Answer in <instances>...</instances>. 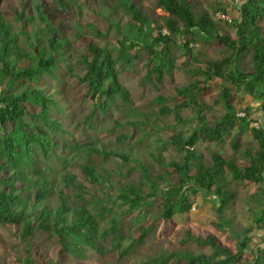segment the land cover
<instances>
[{"label": "trees", "instance_id": "16d2710c", "mask_svg": "<svg viewBox=\"0 0 264 264\" xmlns=\"http://www.w3.org/2000/svg\"><path fill=\"white\" fill-rule=\"evenodd\" d=\"M113 1L118 9H123L130 16L124 26L119 21L110 23L121 38H118L116 44L105 45L87 39L84 52L78 55V81L87 87L85 97L94 104L86 122L91 124L98 109L107 112L116 101L126 107L122 110L126 116L139 115L143 127L151 126V117H157V114H174L177 122L182 123L180 111L193 108L197 119L196 128L189 135L179 132L168 140L181 153V161L165 162L160 153L153 155L164 168L171 169L172 172L168 175L176 176V182L168 180V175L153 176L151 168L140 162L144 180L122 182L101 174L98 171V159L101 157L105 161L121 158L125 164L130 163L128 153L104 150L101 144H65L66 150L82 151L80 158L84 162L80 164V174L84 176L85 182L69 171V167L76 165L73 162L76 155H57L56 165H40L41 156L49 160L54 155L53 150L59 147L52 134H60L63 129L60 122L48 117L51 98L44 90L23 86V81L33 82L43 75L55 78L59 59L63 62L70 61L62 56L70 51V37H63L61 30L54 24V18L49 15L51 7L47 11L44 3L33 0V10L38 14L43 31V38H37L34 44L29 40L28 21L23 20V13L17 14L21 29L16 32L0 9V131L7 125L11 126L7 133H0V224L20 226L22 240L28 246L34 242L37 230L54 234L59 240L61 254L86 259L90 250L104 254L105 249L100 241L108 232L115 234L114 243L121 246L123 236L119 218H111L110 229L102 226L105 213L113 210L109 190L118 191L116 199L122 205H128L122 211L123 215L148 200L161 197L158 216L167 221L175 214L190 212L194 205L191 195L203 192L215 199L219 227L230 231L234 236L238 235V250L236 253L232 252L212 234L206 238L190 237L199 246L210 247L212 252H188L184 255L186 264H264V238L251 250V259L247 258L246 252L252 242L250 233L253 229L264 231V205L253 211L254 228L249 227L240 233L226 214L237 199L236 191L227 187L228 175L232 177L230 181L238 184H258L254 195L260 200L264 198V122L256 118V113H259L264 119V27L261 25L264 21V0H243L240 7L232 9L238 16L234 20L232 18L231 22L224 21V25L234 29L235 38L225 26L218 23L222 22L221 19L213 17L207 9L199 7L194 1L156 0V9L167 13H155L157 19L150 16L142 0ZM58 3L64 19L73 21L77 40H82L84 28H90L99 37L111 29L109 26L103 31L92 24L82 26L87 15L85 8H88L85 1L58 0ZM227 7L230 5L219 6V9L227 14ZM67 11L72 12L74 17L69 16L72 15L70 13L66 14ZM155 24L158 26L152 28ZM22 39L26 44L23 45ZM199 41L209 44L218 41L231 52L217 60L202 59L194 54L192 48ZM177 49L182 52V65L186 71L203 79L196 78L176 89V94L184 98L181 104L173 107L164 105L152 114H140V110L133 107L130 91L120 80L117 68L119 62H122L125 69H133L134 63L140 58L139 52L147 53L146 64L149 70L144 75L142 84L150 83L157 87L176 68ZM45 50L51 53L49 57H46ZM133 50L136 51L135 54H131ZM249 50L253 51L252 66L247 70L242 67L240 60ZM191 59L199 66L205 62L206 66H198L193 70L189 68ZM69 69L70 66L67 67ZM219 80L223 82L219 97L226 112L220 119L210 122V107L202 101L200 93L207 90L210 83ZM239 92L252 98L251 103L242 109H237L232 102ZM160 98L166 99L163 96ZM29 107L40 110L37 113L28 112ZM239 111H243L246 116L239 117ZM254 122H258L259 126L254 127ZM116 123L120 125V122ZM129 123L136 126L139 120L132 119ZM234 130V149L242 146L237 136L248 131H251L258 142L255 150L248 147L242 153V156L249 158L250 164L241 167L234 160L226 159L220 152L213 153L212 163L206 164L202 154L198 152L197 144L202 141L224 144ZM116 140L123 141L122 143L126 141L124 134H120ZM144 181L149 184L148 193L141 189ZM159 181L164 182V189L160 188ZM85 183L91 185L90 191H87ZM76 201L80 202L77 204ZM148 233V229L143 228L140 237L133 239L121 251L120 256L124 257L136 244L142 243ZM176 257L175 252L165 251L149 258L146 263L169 264ZM178 257L180 258L179 255ZM28 262H32L30 258Z\"/></svg>", "mask_w": 264, "mask_h": 264}, {"label": "rangeland", "instance_id": "374dc122", "mask_svg": "<svg viewBox=\"0 0 264 264\" xmlns=\"http://www.w3.org/2000/svg\"><path fill=\"white\" fill-rule=\"evenodd\" d=\"M45 4L47 11L51 7L50 14L54 18V24L61 30L62 36L68 35L70 37V51L64 55L70 61L63 62L59 59L57 64L56 77L51 78L43 75L36 81H23V86L35 87L44 90V92L51 98L52 103L49 105L50 110L48 117L61 124L63 131L60 134L53 133L55 141L59 143V147L54 149V155L49 160L41 156L42 167L56 165L57 155L75 156L73 162L75 166L69 167V171L74 173L78 178L85 182L84 176L80 174V164L84 162L80 158L82 151L77 149L66 150V142L72 145L75 143H89L101 144L104 150L128 153L130 155V163L125 164L121 158L105 161L101 157L98 159L99 172L103 175L111 176L113 180L126 181H140L144 180L141 175V168L139 162L151 168L152 175L161 174L166 176L171 173V169L164 168L153 155H161L165 162L181 161L182 155L178 152L168 140L171 136L179 132L189 135L197 126V119L193 108L182 109L180 115L183 122H177L174 114L166 116L156 115L151 117V126L143 127L139 115L136 117L126 116L122 110L126 107L119 101L112 104V107L107 112L98 109L92 119L90 125L86 122V118L92 112L94 104L85 97L87 87L79 83L78 70L80 63L78 55L85 50V44L88 40H95L102 45L106 43L116 44L118 38H121L118 33L110 26V23L119 21L124 26L130 19L123 9L117 8L113 0H81L88 4L85 8L87 15L82 22V26L92 24L101 30L105 31L110 26V30L103 36H96L93 31L88 28L83 30L82 40L75 38L73 21L64 19L60 13L58 0H36ZM156 0H142L143 6L149 11L150 16L157 19V15H166L161 9H156ZM197 2L199 7L207 9L211 15L222 9L219 6L225 7L228 0H192ZM229 5V4H228ZM0 9L7 17V20L12 24L13 29L18 32L21 29L17 14L23 13V20L28 21L27 33L30 35V41L34 44L37 38H43L42 23L38 19V14L33 10V0H0ZM96 10V12L94 11ZM223 11V10H222ZM227 14L233 20L238 16L236 11L226 8ZM67 11L66 14H69ZM69 15L74 17L71 12ZM103 15H106L104 17ZM34 20V21H33ZM75 22V20H74ZM224 25V21L218 22ZM264 27V21L261 22ZM158 25H153L156 28ZM226 30L235 38L234 29L225 26ZM166 30H163V32ZM27 35V34H26ZM119 36V37H118ZM23 45L26 42L22 39ZM194 54L200 56L202 59H221L226 54H230V50L220 45L218 41L209 44L208 42L199 41L192 45ZM46 51V50H45ZM135 50L131 54H135ZM51 53L46 51V57ZM115 56L117 53L114 52ZM253 51L249 50L240 60L245 69L249 70L252 66ZM140 58L134 63L133 69H125L122 62H119L117 68L120 72V80L122 84L130 91L133 99V107L138 108L140 114H152L154 111H159L162 106L173 107L176 104H181L184 101L183 97L176 94V89L180 86L190 83L196 78L203 79V77L189 74L186 68L182 65L184 60L182 52L175 50L177 56V66L172 75L166 76L164 82L157 87L153 84H142L144 75L148 72L147 66L148 54L139 52ZM70 69L67 70V67ZM199 64L193 62L191 59L189 68L195 70ZM205 67L206 63L200 64ZM199 66V67H200ZM209 88L200 93V98L210 107L208 112L209 121L213 122L220 119L226 112L219 94L223 89L222 81H215L209 84ZM19 90H22L20 88ZM163 96L166 99L162 100ZM249 101V102H248ZM252 98L245 93L235 94L232 100L237 109H242L249 105ZM248 102V103H247ZM40 108L35 110L32 107L28 108V112H38ZM261 114L256 113V116ZM146 119L145 115L141 116ZM155 118V119H154ZM132 119H138L139 123L136 126L130 125ZM120 122V125L116 123ZM11 130V126L7 125L0 131L1 134L7 133ZM120 134H124L125 142L117 141ZM236 136V130L226 138L224 144L210 143L202 141L197 144L198 152L202 154L206 164L212 163V154L220 152L226 159L234 160L239 166L244 167L250 164L249 158L242 156L248 147L255 150L258 147V142L254 139L251 131L237 136V140L242 146L239 149L233 148V139ZM98 142V143H97ZM100 146V145H98ZM63 167V166H61ZM168 180L176 182V176H169ZM232 180L228 175L226 184L229 189L235 190L237 199L227 211V217L231 218L235 229L240 233L242 230L249 227L254 228L253 211L257 207L264 205V198L259 199L255 197L258 189L256 183L238 184ZM87 191L92 188L90 184L85 183ZM159 186L164 189V182L159 181ZM107 188V187H105ZM143 191L148 193L150 191L149 184L144 181L141 187ZM112 196L113 210L106 212L102 218L103 227L111 228L113 217L119 218L121 228V246L114 243L115 234L113 232L107 233L101 239L100 245L104 247V254L97 251L90 250L89 256L86 259L74 257L71 254L60 253V243L54 234L44 233L37 230L35 233V240L31 246L22 240L21 227L18 225H1L0 224V264H147L149 258L156 257L158 254L165 251H172L177 254L169 264H186L187 259L184 256L188 252L193 254L206 253L210 254L212 249L210 247L199 246L196 241L190 237L206 238L208 235H214L217 240L224 246L229 248L232 252H237L238 235L234 236L230 231L221 229L219 227L220 221L216 211V202L212 196H206L203 192L196 195H191L194 203L193 208L186 214H175L169 221L164 220L158 216L161 208V197L148 200L147 203L140 207L133 209V211L123 215L122 211L128 205H122L116 199L118 191L109 190ZM73 196V195H72ZM92 196H87L91 198ZM80 202V201H78ZM76 201V203L78 204ZM111 219V220H110ZM143 228L148 229V235L140 244H136L133 249L124 257H121V251L125 250L128 245L132 243L133 239H138L142 233ZM252 242L249 248L246 249L247 258L251 259L253 254L251 250L261 243L264 238V231L253 229L250 233ZM243 240V239H242ZM180 256V258L178 257ZM31 259V263L28 262ZM240 264V263H238Z\"/></svg>", "mask_w": 264, "mask_h": 264}, {"label": "built area", "instance_id": "2783aa9c", "mask_svg": "<svg viewBox=\"0 0 264 264\" xmlns=\"http://www.w3.org/2000/svg\"><path fill=\"white\" fill-rule=\"evenodd\" d=\"M243 0H233V2H234V5H236V6H238L239 4H241V2H242ZM216 18L217 19H221V20H223V21H229V22H231L232 21V18L228 15V14H224V13H222V12H217L216 13ZM164 33H168L167 31H164ZM237 115L239 116V117H245L246 116V114L243 112V111H239L238 113H237ZM253 125H254V127H258L259 125H258V123L256 122V123H253Z\"/></svg>", "mask_w": 264, "mask_h": 264}, {"label": "crops", "instance_id": "0c3cea01", "mask_svg": "<svg viewBox=\"0 0 264 264\" xmlns=\"http://www.w3.org/2000/svg\"><path fill=\"white\" fill-rule=\"evenodd\" d=\"M192 1V0H190ZM229 5H230V9L232 10L233 9V6H232V0H228L227 2ZM249 102V101H248ZM263 116L260 115V116H256V118H258L259 120H261L262 122H264V119L262 118Z\"/></svg>", "mask_w": 264, "mask_h": 264}, {"label": "clouds", "instance_id": "9594fccd", "mask_svg": "<svg viewBox=\"0 0 264 264\" xmlns=\"http://www.w3.org/2000/svg\"><path fill=\"white\" fill-rule=\"evenodd\" d=\"M243 2V1H242ZM242 2H241V4H242ZM241 4H239L238 6H236V5H234V2H233V0H232V6H233V8H238V7H240L241 6ZM217 12H222L221 10H219V11H217ZM216 12V13H217ZM216 13L214 14V16H216ZM230 16V15H229ZM231 17V16H230ZM232 18V17H231ZM254 123H256V122H254ZM258 123V122H257ZM252 125H253V123H252ZM254 126V125H253Z\"/></svg>", "mask_w": 264, "mask_h": 264}]
</instances>
